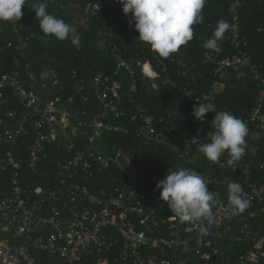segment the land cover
Returning <instances> with one entry per match:
<instances>
[{
	"label": "built area",
	"instance_id": "1",
	"mask_svg": "<svg viewBox=\"0 0 264 264\" xmlns=\"http://www.w3.org/2000/svg\"><path fill=\"white\" fill-rule=\"evenodd\" d=\"M72 9L90 11L92 16L98 5L76 4ZM71 10V21L88 28L91 16L86 17L88 26H79ZM13 32L5 46L19 51V56L12 58L8 72L0 74V264H264V234L253 232L249 251L238 253L234 260L208 249L219 229L236 216L231 215L228 201H216L211 223L182 222L173 213L163 217L158 213L163 204L155 203L151 189L162 173L144 171L146 155L139 160L134 150L105 140L107 132L127 131L110 119L125 113L120 76L131 77L133 63L120 58L111 74L97 73L80 95L89 105L76 108L58 71L43 67L42 73L48 75H39L29 60L31 35L21 34L17 27ZM228 40L231 52L224 47L206 55L216 79L204 91L195 87L194 93L186 84L187 100L192 106L213 102L219 78L250 75L258 86L255 103L239 118L249 129L247 140H264V67L242 45L235 16ZM146 63L152 76L143 70L145 63L138 62V67L145 81L149 78L155 86L158 73ZM159 63L165 70V63ZM140 117L136 133L144 143L167 146L178 153L181 164L194 162L190 152L195 145L186 129L165 125L163 118L156 125L146 113ZM257 164L256 172L244 159L235 164L232 170L242 178L226 174L222 162L214 163L219 175L199 173L213 181L208 185L212 187L240 183L250 207L264 210V150ZM259 226L264 228L263 220Z\"/></svg>",
	"mask_w": 264,
	"mask_h": 264
},
{
	"label": "trees",
	"instance_id": "2",
	"mask_svg": "<svg viewBox=\"0 0 264 264\" xmlns=\"http://www.w3.org/2000/svg\"><path fill=\"white\" fill-rule=\"evenodd\" d=\"M40 2L41 0H26L21 9L23 15L20 20L0 21V45L5 46V40L14 38V27H17L21 34L31 35L26 49L29 60L37 68L39 75L43 67L58 71L64 79L66 92L74 96L76 108L85 104L89 105V101H82L80 95L81 92H86L87 83L97 73L111 74L113 72L121 58L119 53H114L115 50L122 49L126 52L128 58L124 60L128 63L132 64L133 61L145 63L143 68L150 69L146 63L148 62L157 71L155 86L151 87L146 85L140 67L134 64L132 66L134 74L131 77L128 74L120 76L125 91L122 94V106L125 113L119 118H111L110 122L121 124L127 131L107 132L105 140L112 145L134 150L135 158L139 160L146 155L147 160L142 162L144 171L149 169L155 175L162 173L151 185L155 203L163 204V208H160L158 213L163 217L171 214L167 204L160 199V191L156 188L157 182L163 179L170 169L193 168L198 173L205 171L218 173V175L221 172L214 167L213 162L196 149L195 144L194 150L190 152L194 162L181 164L178 153L170 151L167 146L144 143V137L136 133L141 124L140 116L143 113L148 114L156 125L159 124V119L163 118L162 122L165 125L175 123L186 129L192 138L206 140L207 133L212 131L211 124L215 114L206 113V119L203 122L195 120L191 114L193 106L187 100L184 91L186 84V89L192 93L196 91V88L204 91L216 79L212 74V63L206 57L211 50L203 49L200 44L212 36L219 19L228 21L232 26L235 16L240 28L242 45L248 49L252 60L264 67V0H239L240 6L235 11L230 9V5L235 0H207L202 10L203 23L192 26L193 39L166 59L154 52L150 45L139 40L134 24L129 26L131 13L126 16L118 0H46L49 12L74 26L76 25L69 16V11L74 5L85 6L87 3L91 6L98 5V9L90 17L88 28L76 26L81 36L79 48L73 46L69 40L60 41L55 36L46 35L40 30L34 9ZM101 30H104L107 41L104 46L98 43L101 39ZM230 31L231 28L219 44V48L225 47L224 51L229 52L232 51L228 40ZM14 56H19V51L13 47L5 46L3 50L0 49V74L12 68L11 61ZM161 61L165 63V70L159 63ZM218 80L221 86L216 99L210 103L215 104L217 110H228L236 117L245 116L250 112L258 91V86L252 77L245 75L237 78L232 75L229 79L219 78ZM131 83H133V89L130 90ZM81 85L84 86L83 91L80 89ZM90 105V112H93L95 105L92 102ZM196 124H198L197 127ZM247 142L246 154L242 159L250 165L252 171L256 172L257 162L263 158L264 140L259 139L256 142L247 140ZM228 159L230 157L225 152L219 160L226 165L225 173L242 178V174L232 170L235 164L229 165ZM112 174H115L114 170ZM208 189L217 194L216 201H228L227 188L208 186ZM262 220L264 221V210L260 207H249L244 213L236 215L219 229L215 237L211 239L208 249L211 252L217 250L220 254L231 255L232 260L238 253L246 254L249 251L248 242L252 239L253 232L259 236L264 234V228L259 226ZM174 255L180 257L181 253ZM260 262L262 261L257 264H263Z\"/></svg>",
	"mask_w": 264,
	"mask_h": 264
},
{
	"label": "clouds",
	"instance_id": "3",
	"mask_svg": "<svg viewBox=\"0 0 264 264\" xmlns=\"http://www.w3.org/2000/svg\"><path fill=\"white\" fill-rule=\"evenodd\" d=\"M122 11L127 16L131 13L129 26L138 31L141 42L150 45L161 58H169L177 53L181 46L193 39V25L203 23L202 10L207 0H118ZM26 0H0V21L15 22L22 17V6ZM240 6L239 0L230 5L235 11ZM35 16L39 20V28L46 35H53L60 41L69 40L77 48L80 47L81 36L76 26L48 11L46 0L34 7ZM231 28L228 21L219 19L212 36L203 40L200 47L211 51H219L220 41ZM42 75L47 76L45 72ZM214 113L207 138L200 141L193 138L196 149L213 162L218 163L220 157L227 152L229 165L237 164L246 154L249 129L246 122L228 110H217L213 103L194 105L191 114L194 119L203 122L206 113ZM207 141V142H205ZM254 151V150H253ZM213 181L193 168H178L160 179L156 188L160 191V199L182 222L207 220L213 221V207L217 194L209 191L208 185ZM228 204L231 215L244 213L251 205L242 185L230 181L227 185ZM204 259H208L205 257Z\"/></svg>",
	"mask_w": 264,
	"mask_h": 264
},
{
	"label": "rangeland",
	"instance_id": "4",
	"mask_svg": "<svg viewBox=\"0 0 264 264\" xmlns=\"http://www.w3.org/2000/svg\"><path fill=\"white\" fill-rule=\"evenodd\" d=\"M71 15H72V17L76 16V23L79 26H84V25H87L88 21H87L86 17H90L91 16V12L88 11V13H87L85 10H84V12L83 11L81 12L80 10H77V12L74 13V9H72L71 10ZM69 16H70V11H69ZM104 34H105L104 30H101L100 31V35H101L100 38L101 39L98 40V43H99L100 46H104V44L107 42L106 38L104 37ZM260 222H262V221H260Z\"/></svg>",
	"mask_w": 264,
	"mask_h": 264
},
{
	"label": "water",
	"instance_id": "5",
	"mask_svg": "<svg viewBox=\"0 0 264 264\" xmlns=\"http://www.w3.org/2000/svg\"><path fill=\"white\" fill-rule=\"evenodd\" d=\"M114 53H119V56L122 58V59H127L128 58V54L126 53V52H124L122 49H120V50H115L114 51ZM133 64L135 65V66H138V62L137 61H133ZM140 67H141V65H140ZM146 85L148 86V87H151L152 85H151V80L149 79V78H146Z\"/></svg>",
	"mask_w": 264,
	"mask_h": 264
},
{
	"label": "bare ground",
	"instance_id": "6",
	"mask_svg": "<svg viewBox=\"0 0 264 264\" xmlns=\"http://www.w3.org/2000/svg\"><path fill=\"white\" fill-rule=\"evenodd\" d=\"M143 70L145 71V73H146L148 76H152L153 72H152L150 69L143 68Z\"/></svg>",
	"mask_w": 264,
	"mask_h": 264
},
{
	"label": "crops",
	"instance_id": "7",
	"mask_svg": "<svg viewBox=\"0 0 264 264\" xmlns=\"http://www.w3.org/2000/svg\"><path fill=\"white\" fill-rule=\"evenodd\" d=\"M230 78V76H228L226 79H229Z\"/></svg>",
	"mask_w": 264,
	"mask_h": 264
}]
</instances>
